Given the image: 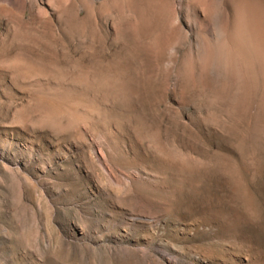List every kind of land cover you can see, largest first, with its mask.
<instances>
[{"label":"rangeland","instance_id":"rangeland-1","mask_svg":"<svg viewBox=\"0 0 264 264\" xmlns=\"http://www.w3.org/2000/svg\"><path fill=\"white\" fill-rule=\"evenodd\" d=\"M0 264H264V0H0Z\"/></svg>","mask_w":264,"mask_h":264},{"label":"bare ground","instance_id":"bare-ground-1","mask_svg":"<svg viewBox=\"0 0 264 264\" xmlns=\"http://www.w3.org/2000/svg\"><path fill=\"white\" fill-rule=\"evenodd\" d=\"M4 2H7L8 4H9V2L11 1V0H3ZM18 1V0H17Z\"/></svg>","mask_w":264,"mask_h":264}]
</instances>
